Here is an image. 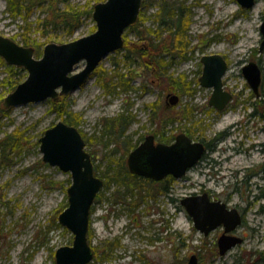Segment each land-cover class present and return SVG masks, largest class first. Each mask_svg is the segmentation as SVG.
<instances>
[{
	"label": "rangeland",
	"instance_id": "1",
	"mask_svg": "<svg viewBox=\"0 0 264 264\" xmlns=\"http://www.w3.org/2000/svg\"><path fill=\"white\" fill-rule=\"evenodd\" d=\"M102 1L67 2L91 7ZM163 4L171 6L177 13L181 9L187 12L186 58L178 60L179 57H175L169 65L165 62L172 56L162 58L165 73H160L159 77L152 71V65L140 66L136 77H129L130 85L122 87L116 83L114 71L126 72L127 67L123 65L125 51L116 50L104 56L92 77L65 95L66 100L69 108L80 115L77 129L98 174L105 169L110 156L124 159L126 164V156L136 144L137 136L156 128L155 122H169L172 140L176 132L188 134L184 130V107L192 110L191 120L197 123L192 129L193 136L188 134L191 138L203 135L210 139L227 128L226 134L216 141L215 149L208 153L212 159L220 160L222 172L208 174L219 166L217 164L214 167L198 165L185 177L170 183L169 193H156L154 199H145L133 210H129L123 201H114L113 185L103 187L90 213L87 240L93 258L88 264H185L199 246L202 247L199 250L202 255L200 264H264V257L260 260L257 253H248L264 249V212H259L264 197L258 198L264 188V172L248 176L243 170L254 168L263 160L264 152L260 146L252 145L264 142V130H259L264 121L259 116L262 105L256 109L253 104L256 97L242 74L245 64L250 61L256 63L261 68L264 88V49L259 50L264 0H255L251 8L241 7L236 0H143L141 12L149 16L145 25H152L151 17ZM64 7L65 3L61 1L55 6L61 10ZM49 13L46 4L34 5L25 20L22 17L24 13L15 16L10 12L7 1L0 0V35L24 45L21 33L25 32L23 26H27L26 34L31 41L45 42L39 56L35 55L34 48V55L39 58L46 43L68 42L95 29L92 17L83 15L80 25L71 34L62 27L52 29L50 24L44 28V33L36 19H49ZM125 33L128 40L136 42L133 31L126 28ZM161 34L163 40L168 36L164 31ZM212 53L226 59L223 88L232 93L231 101L220 113L210 110L207 100L212 90L201 86L198 80L202 71L201 65L198 66L201 55ZM84 63V60L77 63L71 73L83 69ZM11 66L15 67L0 57V106L5 110L0 113V141L13 135L18 138L16 142L20 146V150L9 154L7 163L0 159V264H57L55 251L62 245L70 246L74 237L58 221V214L67 207L66 190L71 174L42 161L39 137L45 128L60 118L50 106L51 99L3 107V98L27 75L24 67L17 71L19 75L16 67L10 73ZM18 76L20 81L10 89V82ZM101 77L110 87L102 85ZM181 80L190 85V92H178ZM170 93L178 95L179 99L176 104L166 105L165 97ZM252 109L255 116H249ZM119 113L133 119L119 136L117 133L109 135L104 123ZM114 148L117 150L113 153ZM238 169L241 171L236 172ZM203 190L245 208L242 227L245 240L218 258L208 254L214 241L213 231L204 236L196 230L179 202L187 194ZM170 197L177 201L172 202ZM252 227L256 231L250 230Z\"/></svg>",
	"mask_w": 264,
	"mask_h": 264
},
{
	"label": "water",
	"instance_id": "2",
	"mask_svg": "<svg viewBox=\"0 0 264 264\" xmlns=\"http://www.w3.org/2000/svg\"><path fill=\"white\" fill-rule=\"evenodd\" d=\"M236 1L243 8H251L255 4V0ZM141 4L142 0H103L96 3L92 9L96 28L92 33L68 42L50 41L43 47L39 58L34 55V47L17 44L11 37L0 35V57L7 64L27 70L26 78L3 98V106L9 108L21 103L57 99L59 95L69 94L84 85L104 56L123 47L125 28L135 23ZM260 32L262 39L259 50L262 51L264 15ZM200 59L202 74L198 80L201 86L212 90L208 104L222 110L232 98L230 91L223 90L222 76L227 70L226 60L217 53L202 54ZM83 60V69L71 73L77 63ZM242 73L255 95H258L262 79L260 67L250 61L243 66ZM167 97H170L169 103L172 104L179 98L171 93ZM39 141L42 161L71 174V182L66 190L68 205L58 214V221L74 237L70 246L62 245L55 251L56 262L88 264L93 258L87 240L90 209L104 181L95 175L90 153L84 150L85 141L76 126L58 120L44 129ZM203 151L204 144L198 140L193 141L184 132L178 133L171 143L154 144L153 136L148 135L128 153L127 168L132 173L152 179H162L167 174L180 178L186 169L201 158ZM180 203L192 218L195 228L204 234L221 223L226 232L241 223L236 208L228 210L223 201L212 200L206 192L188 194L181 198ZM241 241L235 235L221 234L218 238L220 253ZM185 263L200 264L195 253L190 254Z\"/></svg>",
	"mask_w": 264,
	"mask_h": 264
},
{
	"label": "trees",
	"instance_id": "3",
	"mask_svg": "<svg viewBox=\"0 0 264 264\" xmlns=\"http://www.w3.org/2000/svg\"><path fill=\"white\" fill-rule=\"evenodd\" d=\"M6 1L8 3L10 12L15 16H17V14L24 13V16L22 17L25 20L27 19L30 9L34 5L42 6L46 4V9L50 12L49 14H51V18L46 19L38 17L36 19L38 27L39 25L42 26V32L44 33V28L49 27L50 24L52 29H60V27H62L65 28V30L69 32V34H71V32L80 25L81 17L83 15L91 17L93 11V6L88 7L85 4L83 6H76L74 4L68 3V0ZM60 1L65 3V7L63 10H61V8H55V6L60 3ZM161 7L162 8L151 17L152 25L144 24L149 16L144 15L141 12L137 18L138 20L127 27L128 31L130 30L134 32L135 36L137 37L136 42L128 40L126 33L123 35L124 45L122 49L125 51L123 56V65L126 66L127 69L124 74L114 71V78L117 77L116 83L122 85V87H127L130 85L128 83L129 77H136L137 70L140 68V66H148V64L152 65L151 68L154 69L152 71L155 72L156 77H159V74L162 73L161 65H163V54L165 55L164 58H167V55L172 56L169 58V61L165 62L166 65H169V63H171L172 59H174L175 57H179L178 60H183L187 57L186 53L188 50V41L185 38L186 24L188 22L187 12H183V9H181L177 13L171 6H168L166 4H163ZM23 27L25 28V32L21 33L23 34V44L27 46H34L35 55L39 56L40 48L45 42L37 43L34 40L31 41L29 35L27 36L26 34L28 27ZM93 28H95V24L93 25ZM163 31L168 35L164 40L162 39L161 34V32ZM14 68L15 67H12L9 70L10 73L14 72ZM15 69L16 74L19 75L17 71L23 68L19 66ZM16 78L17 79H14L10 82V89L13 88L21 79H18L19 76ZM175 83H178V81H176ZM102 85H104L105 87H110V85L105 84L104 79L102 81ZM178 86L180 90L178 92L180 94L184 92H190L188 91L190 89V85L184 83V81L181 80L178 83ZM49 103L50 106L56 111V115L58 118L70 125H79V122L81 120L80 115L77 112H73L69 108V103L66 100L65 95L59 96L58 99L49 100ZM149 104L153 105L154 103ZM253 104L256 106V109L258 105H262V108H260L259 110H262V112H264V92L256 98ZM4 111L5 110H2V107L0 106V113H3ZM183 113L186 120L184 123L186 126L184 127V130H186L188 134L193 136L192 129H194V126L197 123L196 121L191 120L193 114L192 110L190 108L184 107ZM132 119L133 118L131 116H127L124 113H119L116 117L107 118L104 125L105 127H107L109 135L117 133V136H119L121 132H124L125 128H127ZM186 123H190V125H187ZM171 137H173V135H171ZM17 139L18 138L14 137L13 135L9 138L5 137L1 139L0 159H2L3 163H7L9 161L8 156L10 153L14 152L15 150H20V146L18 142H16ZM107 142H103V144L107 145ZM116 150L117 149L114 148L113 153ZM110 157L111 158H109V160L107 161V166L101 174H98L95 168L93 169V171L103 178L104 188H109L110 185L114 186V190H112V194L113 196H115L114 201H123L127 204L129 210H133V208L145 201V199L150 197L154 199V197H156V193L159 195L166 194L168 192L167 186H165V184L163 185L161 182H155L153 183L154 185L152 184L153 186L149 185L145 183L143 179H140L136 174L130 172L126 167L124 159L119 160L116 157Z\"/></svg>",
	"mask_w": 264,
	"mask_h": 264
},
{
	"label": "flooded vegetation",
	"instance_id": "4",
	"mask_svg": "<svg viewBox=\"0 0 264 264\" xmlns=\"http://www.w3.org/2000/svg\"><path fill=\"white\" fill-rule=\"evenodd\" d=\"M165 57V55L163 54V58ZM201 65V69H202V64H201V62H199L198 63V66H200ZM161 68L163 69L164 68V65H161ZM160 68V69H161ZM226 68H227V66H226ZM161 69V71H162V73H163V75H164V73H165V71H163ZM227 71V70H226ZM225 71V72H226ZM201 73H202V71H201ZM262 73V72H261ZM225 74V73H224ZM223 74V75H224ZM200 77V76H199ZM223 77V76H222ZM199 79V78H198ZM263 86V81H261V83H260V85H259V94L257 95H255L254 94V96L257 98V97H259L260 96V94L261 93H263L264 92V88L262 87ZM169 100H170V97H167V94H166V97H165V103H166V105H171L172 103H169ZM264 109V108H263ZM210 110L211 111H215V112H218V113H220V112H222V111H220V110H217V109H215V108H210ZM253 111H251L250 113H249V116H255L256 115V112H255V110L254 109H252ZM259 112V111H258ZM259 116L260 117H262V120L264 121V112H260L259 113ZM155 125H156V128H151V130H148V131H146L145 133H140L137 137V141H136V144H134V146L133 147H135V146H138L139 144H141V142L148 136V135H152L153 136V142H154V144H156V143H171L173 140H172V137H171V135H170V131H169V129H168V125H170L169 124V122L168 121H166V120H164V123H158V122H155ZM259 130H264V124H263V126H260L259 127ZM169 132V133H168ZM226 132H227V128L225 129V130H221L220 132H217V134H215V136H213V137H211L210 139H206V137H204L203 135L202 136H198V137H196V138H192L193 140L194 139H197V140H199V141H201L202 142V144H204V151H203V153H202V156H201V158L198 160V161H196L195 162V164H193L191 167H189L188 169H186V171H185V174L183 175V176H181V177H185L186 176V174L190 171V170H192V169H195V167H198V165L201 167L202 165H205V166H212L213 165V167L215 166L214 164H217V165H219L220 164V160H215V159H212L209 155H208V153L209 152H211V151H213L214 149H215V147H216V141H218L220 138H222L225 134H226ZM176 134H178L177 132L175 133V135ZM176 137V136H175ZM174 137V138H175ZM173 138V139H174ZM252 146H260V148L262 149V152H264V142H259V143H255V144H253ZM132 147V148H133ZM130 152V151H129ZM128 155V154H127ZM127 157V156H126ZM126 167H127V159H126ZM94 168V167H93ZM201 169V168H200ZM214 170L213 171H210V172H208V174H214V175H217L218 173H220V172H222V170L220 169V165L217 167V168H213ZM243 169V168H242ZM243 170H245L246 172H247V174L246 175H255V174H258L260 171H262V172H260V173H262L263 174V172H264V157H263V160L259 163V165H257L256 167H254V168H244ZM238 171H241V169H238L236 172H238ZM135 174V173H134ZM205 174V173H204ZM140 179H143V181H145V183H147V184H153V183H155V182H161L163 185L165 184V186H167V189H168V191H171V189H170V183H172V182H174V180L176 179V177H173V175L172 174H167V175H164L163 176V178L162 179H152V178H149V177H146V176H144V175H138V174H136ZM180 177V178H181ZM203 192H206L207 194H208V196H209V198H211L212 200H218V199H220L221 201H223L224 203H225V207L229 210V209H231V208H236L237 210H238V212H239V214H240V218H241V223L240 224H238L237 226H235L234 228H232L229 232H226L225 230V226L221 223V224H219L218 226H216L215 228H213V229H210V231H209V233H211L212 231H213V234H214V241L212 242V249H210V252H208V254H209V257H213V258H215V257H221L222 255H225L228 251H230V249L232 248V247H234V246H237V245H240V244H242V242L245 240V237H246V234H245V232H244V229L242 228L243 226H244V224H245V220H244V215H245V208L244 207H239L238 205H235V204H230V203H228V202H226V201H224L223 199H221L220 197H218V198H216V197H213L212 195H211V192L210 191H206V190H203V191H201V192H196V193H191L192 195H196V194H200V193H203ZM167 193H169V192H167ZM166 193V194H167ZM262 197H264V188L262 189V192L259 194V196H258V198H262ZM149 199H153V198H149ZM170 200L172 201V202H175V201H177V199H174L173 197H170ZM181 200V199H180ZM94 202H95V200H94ZM93 202V203H94ZM180 202V201H179ZM181 204V203H180ZM182 206V205H181ZM261 206V208H260V211L259 212H264V204H261L260 205ZM183 207V206H182ZM184 209V208H183ZM186 211V210H185ZM186 214L190 217V215L186 212ZM191 218V217H190ZM191 220H192V218H191ZM193 221V220H192ZM193 226H194V222H193ZM194 228H195V226H194ZM196 229V228H195ZM197 230V229H196ZM199 230V229H198ZM250 230H254V231H256V228H254V227H252V228H250ZM200 232H202L201 230H199ZM209 233H207V234H204V232H202V234L204 235V236H208L209 235ZM223 233H225V234H228V235H230V234H232V235H235V236H237V237H239L240 239H242V241L240 242V243H237V244H235V245H233V246H231V248H229V249H227L226 250V252H224V253H220V251H219V247H218V238L220 237V235L221 234H223ZM213 246H214V248H213ZM201 246H199L198 247V249H197V252L195 253V252H193V253H195L196 254V256H197V259H198V262H199V258L200 257H202V255H201V252L199 251L200 249H202V247L200 248ZM204 250V249H203ZM257 253V256H258V258L261 260L263 257H264V249L263 250H250V251H248V253ZM251 264H256L255 262H253V263H251Z\"/></svg>",
	"mask_w": 264,
	"mask_h": 264
}]
</instances>
